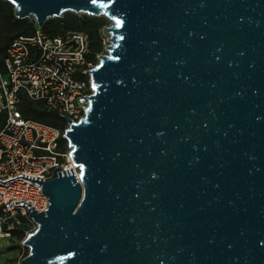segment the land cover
Here are the masks:
<instances>
[{"label": "water", "instance_id": "water-1", "mask_svg": "<svg viewBox=\"0 0 264 264\" xmlns=\"http://www.w3.org/2000/svg\"><path fill=\"white\" fill-rule=\"evenodd\" d=\"M3 1L110 21L18 264H264V0Z\"/></svg>", "mask_w": 264, "mask_h": 264}, {"label": "built area", "instance_id": "built-area-1", "mask_svg": "<svg viewBox=\"0 0 264 264\" xmlns=\"http://www.w3.org/2000/svg\"><path fill=\"white\" fill-rule=\"evenodd\" d=\"M98 55L92 54L89 36L73 28L50 35L37 27L32 35L10 42L0 70V114L5 116L0 127V181L25 174L44 182L57 167L72 168L78 177L67 143L60 147L67 126L62 116L74 121L84 116L89 104L86 96L93 92L86 70L97 65ZM22 98L42 103L64 125L25 118ZM41 188L42 183L21 178L0 183V239L18 234L23 241L36 229L26 206L14 201L23 200L37 212L45 211L47 200Z\"/></svg>", "mask_w": 264, "mask_h": 264}, {"label": "trees", "instance_id": "trees-1", "mask_svg": "<svg viewBox=\"0 0 264 264\" xmlns=\"http://www.w3.org/2000/svg\"><path fill=\"white\" fill-rule=\"evenodd\" d=\"M0 3H5L8 6V14L6 17L11 20L9 25L6 26V30L3 34L0 35V70H3V60L6 55V50L10 44V42L17 36L20 35H32L37 26L35 23L30 20H18L14 18L13 15V7L10 3L6 1L0 0ZM71 13V12H68ZM71 16H67L65 13L62 18L53 20L50 19L45 24L43 31L50 34L55 35L61 31V28H73L79 31L85 32L90 38V48L92 54L95 56L99 53L101 49L100 37L101 30L103 27V22L99 20L97 17L89 16V15H75L70 14ZM58 21V22H57ZM56 23L53 27L51 23ZM95 38V40H93ZM20 109L25 118H31L37 121H41L54 126H63L64 121L60 119L55 113L48 112L43 107V104L40 102H31L27 98H22V102L20 105ZM5 116L4 114H0V127L4 123ZM66 141L64 139L60 142V147L63 149L65 147ZM27 253H25L22 257H24Z\"/></svg>", "mask_w": 264, "mask_h": 264}, {"label": "rangeland", "instance_id": "rangeland-1", "mask_svg": "<svg viewBox=\"0 0 264 264\" xmlns=\"http://www.w3.org/2000/svg\"><path fill=\"white\" fill-rule=\"evenodd\" d=\"M7 9H8V6L5 3H0V35L5 32V30H6V26L5 25L6 24L9 25L10 22H11V20H9L6 17V15L8 14V10ZM66 14H67V16H71L70 14H72V13H68L67 12ZM97 18L103 22V26L104 25H108L110 23V21L107 18H105V17H97ZM54 19L57 20V19H60V18H54ZM23 20H25V19H23ZM56 23H54V22L51 23L52 27ZM35 26H36V24H35ZM93 40H95V38ZM100 43H101L102 47H101V49H100L98 54L105 53V46L108 44L107 38L102 36V33H101V37H100ZM0 240H2L0 242V250H3V248L5 249L6 247H14L19 255H22V254L24 255L28 251V249L22 245V239H21V237L18 234H16L15 239H13V240H9V239H0Z\"/></svg>", "mask_w": 264, "mask_h": 264}, {"label": "crops", "instance_id": "crops-1", "mask_svg": "<svg viewBox=\"0 0 264 264\" xmlns=\"http://www.w3.org/2000/svg\"><path fill=\"white\" fill-rule=\"evenodd\" d=\"M15 236L9 240L15 239ZM1 241L2 240H0V242ZM22 256L23 254L19 255L14 247L3 248V250H0V264H18Z\"/></svg>", "mask_w": 264, "mask_h": 264}]
</instances>
